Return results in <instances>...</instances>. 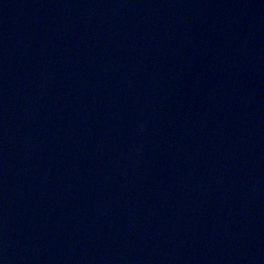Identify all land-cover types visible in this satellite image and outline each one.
Listing matches in <instances>:
<instances>
[{
  "label": "water",
  "instance_id": "water-1",
  "mask_svg": "<svg viewBox=\"0 0 264 264\" xmlns=\"http://www.w3.org/2000/svg\"><path fill=\"white\" fill-rule=\"evenodd\" d=\"M3 264H264V0H0Z\"/></svg>",
  "mask_w": 264,
  "mask_h": 264
},
{
  "label": "snow or ice",
  "instance_id": "snow-or-ice-1",
  "mask_svg": "<svg viewBox=\"0 0 264 264\" xmlns=\"http://www.w3.org/2000/svg\"><path fill=\"white\" fill-rule=\"evenodd\" d=\"M0 264H3V261L2 260H0Z\"/></svg>",
  "mask_w": 264,
  "mask_h": 264
}]
</instances>
